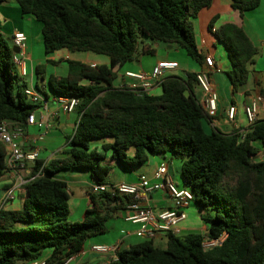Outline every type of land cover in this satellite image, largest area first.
<instances>
[{
	"label": "trees",
	"instance_id": "16d2710c",
	"mask_svg": "<svg viewBox=\"0 0 264 264\" xmlns=\"http://www.w3.org/2000/svg\"><path fill=\"white\" fill-rule=\"evenodd\" d=\"M8 1L18 5L22 17L40 23L46 56L92 53L107 56L110 64L66 59V77H47L45 66H36L37 81H46L53 95L79 100L78 121L66 138L65 158H40L28 165L22 207L0 209V264H64L89 239L109 233L108 223L131 199L87 192L89 208L81 221L71 222L68 185L55 177L88 171L95 184H107V154L111 161L132 167L158 155L180 161L184 187L193 193L207 227L205 235L168 234L166 249L142 239L121 249L109 264H264V120L246 128L243 138L238 131L207 129L217 114L210 116L195 96L198 73L168 76L159 96L114 87L118 69L139 54L155 55L157 44L175 45L205 66L193 20L214 0H0V5ZM260 4L232 0L231 8L243 18ZM218 19L210 21L208 31L226 49L230 69L225 74L236 94L248 83L259 49L238 24L215 28ZM13 57L12 40L0 21V124L24 131L40 107L26 96L28 82L20 77ZM35 87L48 96L39 82ZM98 142L101 147H94ZM6 162V147L0 142V181L7 174ZM223 234L227 238L221 246L203 249L205 237Z\"/></svg>",
	"mask_w": 264,
	"mask_h": 264
},
{
	"label": "crops",
	"instance_id": "0c3cea01",
	"mask_svg": "<svg viewBox=\"0 0 264 264\" xmlns=\"http://www.w3.org/2000/svg\"><path fill=\"white\" fill-rule=\"evenodd\" d=\"M231 2L232 0H214L213 5L210 8L203 10L199 17L193 20L196 39L201 53L205 57L212 56L214 58L217 67L221 70L220 73H225L230 69V62L225 47L221 43L217 42L215 37L208 31V25L215 16H219V19L215 24V28L227 23L238 24L245 30L252 42L259 49V53L255 57V63L250 66V76L248 83L244 85L236 94H233L231 85L228 86V84H230L228 83L229 80L227 81L224 78L220 79L218 76L219 73L211 74V80L213 82L214 89L219 96V106L217 116L213 121H210L208 124H206V128L209 130L217 129L224 134H230L233 131H238L240 133L245 130L248 126L244 112L245 106H247L250 101L258 95L264 97V0H261V4L258 8L247 12L243 18L240 17L237 11L231 8ZM0 17L4 19V22H2L3 31L7 29L8 36L11 40L16 32H23L27 36V53L29 57L27 68L29 77L26 78V81L28 82V85L31 83L35 85V68L36 66L44 63V57L46 55L42 45L41 34H38V30L35 32L34 30L27 31L28 29L24 25L26 20L31 22L34 19L22 17L18 5L11 1L0 5ZM154 47L156 48L155 55L147 56L139 54L136 60L127 63L118 69L117 78L114 81L115 88H121L123 85L136 83L134 80L126 77L127 73L149 74L152 72L154 66L163 61L178 63V68L174 71L167 72V77H185L187 72L199 73L205 69L204 65L201 66L197 64L191 60L187 54L186 56H181L182 60H179V57L176 56V53H178V51L180 52L181 48L175 45H167V50L174 51L175 55L169 52H162L163 49H161L160 44H157ZM36 48L39 51L38 58H36L35 55ZM69 53L65 57L62 56V58H56V56H53L54 54L46 57H50V59L54 62L57 59H72L92 66H108L110 64V60L107 56H105V58H98L89 54L80 56ZM58 67L61 71L53 73L54 76L66 77L69 72V66L60 63ZM42 86V91L46 92L45 86H47V82L45 81ZM222 86L224 89H226L227 86V91L229 89L231 94L230 97L227 95L226 98L224 94H222ZM194 92L197 99L202 103L204 100V94L202 90L195 86ZM149 94L155 96L161 95V86L155 87L152 91H150ZM47 97L49 98L48 110H39L35 114V117L37 123L43 121L44 123L49 124L50 128L46 130V127L39 128L36 125H28L23 131L20 144L23 146L25 151H31L36 146L35 139L40 134H45L44 140L39 143V147L41 149L40 158L46 160H50L52 158H65L66 138L74 133L78 121V115L76 112L73 114L63 113L59 110V106L55 101L56 96L53 95V97L50 98L48 95ZM233 107L235 108V116L232 121L229 119L228 112L229 109ZM258 119L264 120V105L259 110ZM10 127L12 129L19 128L18 126L11 124ZM101 144L102 142H98L94 143L93 146L100 148ZM130 154L132 155V152H130ZM109 156L110 154H107V159L105 161V164L111 167V173L106 180L108 185H117L120 183L134 184L140 182L142 179H147L151 182H154V175L157 169L161 166H167L168 172L173 178L174 182L179 187L185 188L183 185V180L181 179L180 175H177L178 173H176V170L174 169V166H180L181 168V162H176L175 160L171 159L170 155L168 154L151 157L147 164L134 167L124 166L119 162L111 161ZM29 172V166H27L25 171L19 170L16 174L13 172H7L4 178L0 181V209L3 206L2 201L6 191L13 186L16 187L15 199L6 204L5 207L11 210H19L22 207L24 200V189L23 187H18L15 185L17 181L16 175L23 178L24 180H28ZM55 177L67 183L69 193L71 194L70 207L71 204L74 205V203H72L74 198L75 204H79L80 207L84 206L85 214L86 210L89 208V197L87 192H90L92 186L95 184L90 173L88 171H65L58 173ZM148 205L155 211L169 210L172 208L171 200L169 199L168 195L163 192L154 193L150 197ZM201 214L202 212L197 207V205L192 204L186 210L187 218L179 224V235H205L207 233V227L201 219ZM115 219L116 220H113L114 223L112 237L108 239L96 238L94 240H89L84 246L83 251L79 254L75 264L105 263L106 258L104 259L103 263H101L100 259H98V255H90V250H87V248L91 244L93 246L121 242V249H123L131 245L139 244L143 241L135 235V232L140 228L139 225L126 222L121 214ZM121 233L124 235L123 237H119V234ZM164 237L166 236L162 235L158 238L162 239ZM155 241L156 239L154 240V243ZM110 257H112V255Z\"/></svg>",
	"mask_w": 264,
	"mask_h": 264
},
{
	"label": "built area",
	"instance_id": "2783aa9c",
	"mask_svg": "<svg viewBox=\"0 0 264 264\" xmlns=\"http://www.w3.org/2000/svg\"><path fill=\"white\" fill-rule=\"evenodd\" d=\"M13 47L18 49V53L14 52V63L19 69L20 77L26 79L29 77L27 64L29 61L27 53V36L23 32H16L12 38ZM178 68L177 62L163 61L154 66L149 74L127 73L126 77L134 80L136 83L123 85L122 89H127L141 96L149 94L155 87H160L167 78V72L174 71ZM221 70L217 67L212 56L205 57V69L197 74V82L199 88L204 94L203 104L210 116H214L218 112L219 96L214 89L210 79L211 73H220ZM25 94L30 102L40 107L39 110H48L49 98L39 91L32 83L25 89ZM55 101L59 106V110L65 114H73L79 104V100L74 97L56 96ZM264 105V97L258 95L254 97L250 103L245 106L244 112L250 128L259 119L258 114L261 107ZM229 119L233 121L235 116V108H230L228 112ZM28 125H36L39 128H50L49 124L43 121L37 123L35 114L29 116ZM247 133L243 130L239 134L245 137ZM23 136L21 128L12 129L10 124L3 122L0 124V142L6 147L7 151V172L17 173L19 170H26L27 166L40 159L41 149L39 143L44 140L45 134H40L36 139V146L31 151H25L20 141ZM16 186L23 187L30 179L24 180L16 175ZM154 182L147 179H142L138 183L128 184L120 183L117 185L94 184L91 192L99 194L108 192L115 195L129 197L131 203L127 209L122 212V217L126 222L134 225H139L140 228L135 232V235L144 240H155L158 237L168 234L179 235V224L187 218L186 210L194 204V195L188 188L179 187L170 176L167 166H161L157 169L154 175ZM16 187L8 189L2 201V207L15 199ZM157 192H163L168 195L172 202V208L169 210L155 211L148 205L150 197ZM227 234L221 235L219 238L211 239L205 237L202 243L205 251L212 250L221 246ZM122 243L93 245L90 251L102 256H113L117 259V253L121 250ZM79 255L71 257L64 264H75ZM39 264H45L41 262Z\"/></svg>",
	"mask_w": 264,
	"mask_h": 264
},
{
	"label": "rangeland",
	"instance_id": "374dc122",
	"mask_svg": "<svg viewBox=\"0 0 264 264\" xmlns=\"http://www.w3.org/2000/svg\"><path fill=\"white\" fill-rule=\"evenodd\" d=\"M14 4H15V3H14ZM26 18H32V17H26ZM25 20H26V19H25ZM32 20H33V19H32ZM0 21H1V23H2V22H4V19H2V17H0ZM9 21H10V20H9ZM10 22H11V21H10ZM24 25H25L26 28L28 29L27 31H33V30H34V32H35V31L38 30V34H41V29H40L41 25H40V23H38L36 20H33V21H31V22H30L29 20H26L25 23H24ZM31 25H32L33 27H32ZM39 26H40V27H39ZM4 33L7 35V37H9V36H8L7 29L4 30ZM160 47H161V49H163L162 52H164V53L169 52V53H172V54L175 55L174 51H168V50H167V45H166V44H160ZM176 48H177V47H176ZM68 53H69V52H67V51H59V52L55 53L53 56H56V58H62V56L65 57ZM69 54H70V53H69ZM73 54H77V55H80V56H84V54H85V55H88V54H89V55H92V56H96V57H98V58H105V56H99V55L92 54V53H79V52H77V53H73ZM35 55H36V58L39 57V51L37 50V48L35 49ZM183 55L186 56V52H185L183 49H180V52L178 51V53H176V56L179 57V60H182ZM181 56H182V57H181ZM44 59H45V60H44V63H43L42 65L45 66L46 73H48V74H47V77H49V76H51V75H54L53 73H55V72H57V71H58V72L61 71V70L59 69V67H58V65H59L60 63H63L64 65H67V66H68V63H67L66 60L60 61V59H59V60L57 59V60L55 61L57 64H54V63H52V62H49V60H51L50 57H46V56H45ZM49 73H50V74H49ZM218 76H219L220 79L224 78L225 80L228 81V78H227V76H226V74H225L224 72L219 73ZM35 82H36V83L39 82V87H40L41 89L43 88L41 82H40V81H37V78H35ZM228 83H229V81H228ZM228 83H227V84H228ZM228 86H230V84H228ZM45 89H46V93L49 95V97H50V98L53 97V93L51 92V90H50V88L48 87V85L45 86ZM228 91H229V89H228ZM228 91H227V86H226V89H224L223 86H222V90H221V92H222V94H224V96H225L226 98H227V95H228L229 97L231 96L230 91H229V92H228ZM229 102H230V100H229ZM44 157H45V156H44ZM175 161H176V162H180V161H178V160H175ZM176 166H177V165H176ZM174 169L176 170V173H178L177 175H180L181 179L183 180V178H182V174H181V168H180V166H177V167L174 166ZM177 175H176V176H177ZM183 183H184V181H183ZM183 185H184V184H183ZM72 201H73L72 203H74V205L71 204V207H70L71 212H70V215H69L68 220L71 221V222L81 221V219H82V217H83V215H84V206L80 207L79 204H75L74 198H73ZM113 220H116V219H113ZM113 220H111V221L108 223L109 233H107V234H105V235L98 236V237L91 238V239H89V240H94V239H96V238L108 239V238L112 237V233H113V223H114ZM123 236H124V235H123L122 233L119 234V237H123ZM89 240H88V241H89ZM88 241H87V242H88ZM112 244H115V243H112ZM155 245H156V247H159V248H161V249H166L167 238L164 237V238H162V239H159V238L156 239V241H155ZM91 247H92V244H91L90 246H88L87 250H90ZM90 253H91L90 255H92V254H93L94 256L97 255L96 253H94V252H92V251H90ZM98 256H99L98 259H100L101 263H103L104 259L106 258V261H105L104 264H109L110 262H112V261L114 260V257H113V256H112V257H110V256H102V255H98Z\"/></svg>",
	"mask_w": 264,
	"mask_h": 264
},
{
	"label": "water",
	"instance_id": "95a60500",
	"mask_svg": "<svg viewBox=\"0 0 264 264\" xmlns=\"http://www.w3.org/2000/svg\"><path fill=\"white\" fill-rule=\"evenodd\" d=\"M13 52L18 53V49L16 47H13Z\"/></svg>",
	"mask_w": 264,
	"mask_h": 264
}]
</instances>
